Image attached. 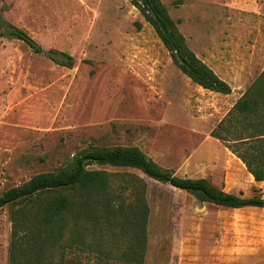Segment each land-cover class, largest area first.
Wrapping results in <instances>:
<instances>
[{
    "label": "rangeland",
    "instance_id": "obj_1",
    "mask_svg": "<svg viewBox=\"0 0 264 264\" xmlns=\"http://www.w3.org/2000/svg\"><path fill=\"white\" fill-rule=\"evenodd\" d=\"M161 2L186 45L229 83L231 95L186 76L132 0H0L8 22L44 49L74 58L72 67L62 66L16 38L0 37V195L91 147L135 145L179 177H204L225 192L264 198V180L253 182L210 135L232 98L264 68V0ZM88 167L107 170L115 191L130 186L125 200L145 185L143 264H264V206L229 208L135 168ZM11 210L0 208V264H9ZM97 243L116 254L110 240ZM98 255L82 251V261L96 264Z\"/></svg>",
    "mask_w": 264,
    "mask_h": 264
},
{
    "label": "trees",
    "instance_id": "obj_2",
    "mask_svg": "<svg viewBox=\"0 0 264 264\" xmlns=\"http://www.w3.org/2000/svg\"><path fill=\"white\" fill-rule=\"evenodd\" d=\"M132 2L186 76L205 89L231 93L229 83L186 45L161 0ZM0 37L16 38L32 52L59 65L74 64L73 56L44 49L1 13ZM210 135L242 161L255 181L264 180V68ZM90 165L135 168L156 181L192 194L199 201L229 208L264 206V198L258 195L241 197L215 187L204 177H179L157 165L138 146H94L77 154L65 167L35 174L0 195V208L12 207L9 264H88L82 261L85 250L99 253L96 264H108L107 258L117 264L144 263L149 211L145 185L138 183L129 192L132 199L125 200L123 194L130 186H120V191H115L111 174L102 168H89ZM98 239L99 243L110 240L117 248L116 254L100 249Z\"/></svg>",
    "mask_w": 264,
    "mask_h": 264
},
{
    "label": "crops",
    "instance_id": "obj_3",
    "mask_svg": "<svg viewBox=\"0 0 264 264\" xmlns=\"http://www.w3.org/2000/svg\"><path fill=\"white\" fill-rule=\"evenodd\" d=\"M232 92H233V90H232ZM243 93V91L238 95V97H235V98H232V103H230V107L234 104V102L237 100V98H239L240 96H241V94ZM232 93H229V94H226L227 96H229V95H231ZM233 154V153H232ZM234 155V154H233ZM235 156V155H234ZM235 158H237L236 156H235ZM238 160H239V162L243 165V167L246 169V167H245V165L242 163V161L239 159V158H237ZM246 171H247V169H246ZM248 172V171H247ZM248 174L250 175V177H251V179H252V181L253 182H255V183H259V182H261V181H255L254 180V178H253V176H251L252 174H250L249 172H248Z\"/></svg>",
    "mask_w": 264,
    "mask_h": 264
}]
</instances>
